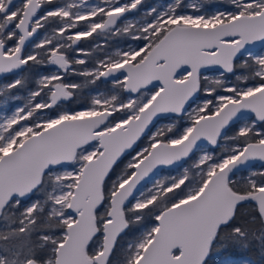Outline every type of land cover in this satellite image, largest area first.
Segmentation results:
<instances>
[{
    "label": "snow or ice",
    "instance_id": "obj_1",
    "mask_svg": "<svg viewBox=\"0 0 264 264\" xmlns=\"http://www.w3.org/2000/svg\"><path fill=\"white\" fill-rule=\"evenodd\" d=\"M224 3L0 0V264L264 260V0Z\"/></svg>",
    "mask_w": 264,
    "mask_h": 264
},
{
    "label": "rangeland",
    "instance_id": "obj_2",
    "mask_svg": "<svg viewBox=\"0 0 264 264\" xmlns=\"http://www.w3.org/2000/svg\"><path fill=\"white\" fill-rule=\"evenodd\" d=\"M100 0H90V3H99ZM126 2V0H121V3H124ZM165 2V0H142V4L140 6H138V8L136 10H133L132 12H129V13H126L125 15L129 18H137L139 19L140 17H142L145 13V11L153 6H161L163 3ZM188 2H191V0H188ZM205 2V5H206V8L211 10L213 8H216V7H224L225 6V3H224V0L221 2V1H212V0H204ZM133 46L134 43H133ZM257 53H260V52H264V47L255 51ZM206 75H208L209 77H216L219 75V72L218 71H214V70H208L206 72ZM9 78L5 79V78H2L0 80V85H3L4 83H7V80ZM229 84L233 83L234 82V79H232L231 77H228V81H227ZM111 87V86H110ZM109 87V88H110ZM93 89H99L101 92L103 91H106L107 89H102V88H93ZM92 91V90H91ZM90 91V92H91ZM27 92L23 95V99L22 100H19V97L16 95V99L14 100V103H22L23 100H24V97L26 96ZM85 105V104H84ZM83 106V105H82ZM3 107V101L2 99H0V108ZM65 107L68 108V109H79L81 106L79 107H76V108H70L68 105L65 104ZM4 113L2 111H0V115H3ZM168 173L167 172H164L162 173L161 175H167ZM172 174L175 175V174H179V170H177L176 168L172 169ZM225 258H232V259H235L238 261V264H245V261H248V260H251V258H249L248 256L246 255H240V256H231V255H224L222 257L219 258V262L223 261Z\"/></svg>",
    "mask_w": 264,
    "mask_h": 264
},
{
    "label": "trees",
    "instance_id": "obj_3",
    "mask_svg": "<svg viewBox=\"0 0 264 264\" xmlns=\"http://www.w3.org/2000/svg\"><path fill=\"white\" fill-rule=\"evenodd\" d=\"M214 1H223V0H212ZM123 39H128V38H123ZM83 47L88 48L89 47V42L87 41V43L83 44ZM78 67H84V66H78ZM232 79H234V77L229 76ZM9 79H12V77H8ZM69 79L76 81V82H80V80L82 79L81 77H77V76H71L69 77ZM33 85L30 83L28 85V87H32ZM111 85L104 82L103 80L98 81L96 85H91L88 88L83 89L80 93L77 94V96L73 97L72 99H70L69 101H67L65 104L68 105L70 108H76L79 106H82L84 104H86L89 100V93L93 88H102V89H108ZM14 92H16L17 90H13ZM27 92V90H20L19 92H17V96L19 97V100L23 99V95ZM224 255H231V256H240V255H246L249 258L252 259V261L255 262V264H264V260H262L261 255L259 253V251L257 250V248L254 246L252 248H250L249 250L245 251V250H241V249H229L228 251L222 252L219 255H215L213 256L212 260H213V264H219V258L224 256Z\"/></svg>",
    "mask_w": 264,
    "mask_h": 264
},
{
    "label": "water",
    "instance_id": "obj_4",
    "mask_svg": "<svg viewBox=\"0 0 264 264\" xmlns=\"http://www.w3.org/2000/svg\"><path fill=\"white\" fill-rule=\"evenodd\" d=\"M253 47V50L254 51H256V50H258V49H260V48H262V47H264V46H261V44L259 43V42H257L254 46H252ZM209 70H214V71H220L219 69H218V67H213V68H210ZM208 71V70H207ZM3 77H0V80L2 79ZM205 144L207 143V142H204ZM257 166H259V161H256V162H254ZM175 168V166H172V169H174Z\"/></svg>",
    "mask_w": 264,
    "mask_h": 264
},
{
    "label": "flooded vegetation",
    "instance_id": "obj_5",
    "mask_svg": "<svg viewBox=\"0 0 264 264\" xmlns=\"http://www.w3.org/2000/svg\"><path fill=\"white\" fill-rule=\"evenodd\" d=\"M87 43V41H81V45L83 46V44ZM263 48V47H262ZM261 49V48H260ZM259 50V49H258ZM257 51V50H256Z\"/></svg>",
    "mask_w": 264,
    "mask_h": 264
}]
</instances>
